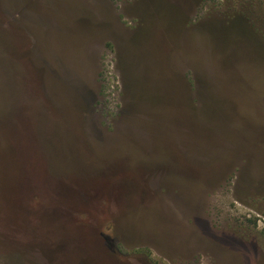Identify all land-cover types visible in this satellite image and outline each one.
Here are the masks:
<instances>
[{
  "label": "rangeland",
  "instance_id": "1",
  "mask_svg": "<svg viewBox=\"0 0 264 264\" xmlns=\"http://www.w3.org/2000/svg\"><path fill=\"white\" fill-rule=\"evenodd\" d=\"M0 264H264V0H0Z\"/></svg>",
  "mask_w": 264,
  "mask_h": 264
},
{
  "label": "flooded vegetation",
  "instance_id": "2",
  "mask_svg": "<svg viewBox=\"0 0 264 264\" xmlns=\"http://www.w3.org/2000/svg\"><path fill=\"white\" fill-rule=\"evenodd\" d=\"M16 188V186H15ZM13 195L16 196V197H19L21 196L22 194L21 193H16V192H13ZM38 195V194H37ZM26 200V202L24 201V204L22 206V204L20 203L21 199H19V206H21L23 209H24V214H20L21 215V218H16L14 221L16 223V220H19L18 222H21L26 228H29V223H30V219H31V215L32 213L34 212L32 210V207H31V201L34 200L32 198H24ZM40 201H44L42 198L39 199ZM15 206V205H14ZM37 211V210H36ZM21 213V212H20ZM28 232V230H27ZM100 233V232H99ZM102 233V232H101Z\"/></svg>",
  "mask_w": 264,
  "mask_h": 264
},
{
  "label": "trees",
  "instance_id": "3",
  "mask_svg": "<svg viewBox=\"0 0 264 264\" xmlns=\"http://www.w3.org/2000/svg\"><path fill=\"white\" fill-rule=\"evenodd\" d=\"M38 195H39V194H38ZM35 199H36V198H34V200H35ZM34 200H33V201H34ZM38 201L40 202V200H38Z\"/></svg>",
  "mask_w": 264,
  "mask_h": 264
}]
</instances>
